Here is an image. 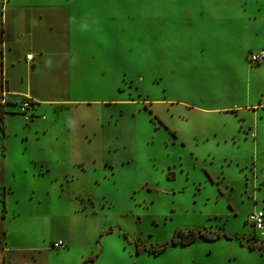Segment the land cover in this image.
Masks as SVG:
<instances>
[{
	"label": "rangeland",
	"instance_id": "1",
	"mask_svg": "<svg viewBox=\"0 0 264 264\" xmlns=\"http://www.w3.org/2000/svg\"><path fill=\"white\" fill-rule=\"evenodd\" d=\"M71 2L87 23L81 55L86 44L103 60L80 70L82 105L46 106L31 124L23 100L7 122L24 210L66 214L49 240L67 246L38 264H264V229L247 221L264 212V62L249 63L264 47V17L249 18L264 0ZM192 228L221 237L156 254Z\"/></svg>",
	"mask_w": 264,
	"mask_h": 264
},
{
	"label": "crops",
	"instance_id": "2",
	"mask_svg": "<svg viewBox=\"0 0 264 264\" xmlns=\"http://www.w3.org/2000/svg\"><path fill=\"white\" fill-rule=\"evenodd\" d=\"M256 11L249 18L264 17L261 6ZM85 24L78 18L71 0H0V110L4 112V129L0 125V149L4 146L3 154L0 150V264H38L43 252L63 250L52 248V243L67 241L62 238L51 241V237L49 240V234L55 230V221L64 219V211L53 209L43 216L45 219L36 221L24 210L25 198H20L19 189L8 183L7 122L19 112L23 100L33 106L35 120L31 124L43 120V115L46 119L43 111L46 106L82 105L83 101L73 96L80 70L92 66V73L96 74L94 60L103 61L99 54L96 56L94 51L88 50L86 44L87 53L81 55L80 38L85 34ZM258 52H264V47L255 53ZM53 89L62 94L47 97L45 93ZM104 101H94V104ZM41 131L47 135L43 129H37L36 133ZM6 186L13 189L5 191ZM35 232L46 237L44 241L48 245L45 248L37 244Z\"/></svg>",
	"mask_w": 264,
	"mask_h": 264
},
{
	"label": "trees",
	"instance_id": "3",
	"mask_svg": "<svg viewBox=\"0 0 264 264\" xmlns=\"http://www.w3.org/2000/svg\"><path fill=\"white\" fill-rule=\"evenodd\" d=\"M151 120H152V118H151ZM160 122L163 125V127H165L167 130H169V131L171 130L162 121H160ZM0 125H1V128L4 129V112L3 111H0ZM171 134L173 135V137H175V138L177 137L176 131H172L171 130ZM206 175H207L208 179H211V175H210L209 172H206ZM166 177H167L168 181H175L176 174L174 172H168L166 174ZM247 221H248V219H247ZM220 237H221V234H219V233L216 234V235H208L207 232H203L201 230H196L194 228L189 229L188 231H185L184 229H179L176 232V234L173 235L171 241H167L163 246L158 248V250L156 251V254H160V253L164 252L169 244L188 246V245H191L194 242H196L198 238H202V239H204L206 241L213 242V241H216L217 239H219ZM51 247L54 248L53 247V243L51 244ZM54 249H56V248H54ZM250 249L251 250H255V246L251 245ZM138 251L139 250L137 248L136 252H138ZM97 256H98V254L96 256H94V257L93 256H89L85 260V264H90V263L94 262L95 258H97Z\"/></svg>",
	"mask_w": 264,
	"mask_h": 264
},
{
	"label": "built area",
	"instance_id": "4",
	"mask_svg": "<svg viewBox=\"0 0 264 264\" xmlns=\"http://www.w3.org/2000/svg\"><path fill=\"white\" fill-rule=\"evenodd\" d=\"M264 62V52H258V53H253L250 56L249 63L251 64H257V63H262ZM2 102V104H4ZM29 105L24 104V110L27 108ZM248 222L251 224V226L256 230H263L264 229V212L261 210L255 211L252 214L248 216ZM67 246V243L64 241H57L53 243V247L56 249H61Z\"/></svg>",
	"mask_w": 264,
	"mask_h": 264
}]
</instances>
